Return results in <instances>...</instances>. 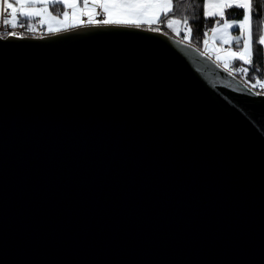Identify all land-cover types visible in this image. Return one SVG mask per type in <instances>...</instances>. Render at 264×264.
I'll list each match as a JSON object with an SVG mask.
<instances>
[{"label": "water", "instance_id": "water-1", "mask_svg": "<svg viewBox=\"0 0 264 264\" xmlns=\"http://www.w3.org/2000/svg\"><path fill=\"white\" fill-rule=\"evenodd\" d=\"M197 48L0 35V264H264V93Z\"/></svg>", "mask_w": 264, "mask_h": 264}, {"label": "snow or ice", "instance_id": "snow-or-ice-1", "mask_svg": "<svg viewBox=\"0 0 264 264\" xmlns=\"http://www.w3.org/2000/svg\"><path fill=\"white\" fill-rule=\"evenodd\" d=\"M29 0H16V4L6 3L4 9L7 12L9 9L12 10V20L17 19V13L24 17L34 16L38 14L37 9L28 8L26 4ZM59 2L65 3L67 7L75 8L77 6L75 0H59ZM204 3V0H201ZM81 7L87 8V0L81 5ZM94 7L97 9H102L104 14L108 17L105 20L98 21V23L104 24H133L138 25L139 23H165L161 20V15L168 16L169 13L173 12V5L171 0H158V2L153 3H141L138 0H125V2H108V0H98ZM205 7L215 8L219 11H208L204 13L209 17H216L213 21L215 27L212 28L213 40H218L222 45L227 44L229 47L225 49V54L232 61H240L241 66L230 68L227 61L224 62L223 67L226 71H229L230 75L243 74L247 77L249 72V67L252 65L253 61L251 59L253 54V6L252 0H207ZM238 8L241 10V16L237 20H233L230 16L226 15V9ZM152 10L151 15H147L149 10ZM91 20V13H87ZM64 17H68V13H64ZM55 18V17H53ZM257 18V36L255 37V42L258 51L264 52V9L257 8L256 11ZM5 24L11 23V20H5ZM183 24L186 27L187 32H191V29L187 27L188 19L185 17L182 21L175 18H168L166 21V26L168 28H173V25ZM16 25L13 24V27ZM230 29H235L237 34L233 35ZM59 29H53L49 26V31H58ZM154 31H160L159 28L153 29ZM175 31V29H173ZM219 35H216V34ZM180 35V32H176ZM10 35L15 36V32H11ZM235 42L236 50L232 49V44ZM190 43V42H189ZM205 46V51L201 52V55H207L208 53V40L203 41ZM197 52L200 51L199 48L196 49ZM214 54L216 59L220 58V49H216ZM247 66V67H246ZM259 72V77L253 82L251 80L247 81V85L251 88L264 89V69L257 68L253 69V75H257ZM257 92V95H260Z\"/></svg>", "mask_w": 264, "mask_h": 264}, {"label": "trees", "instance_id": "trees-1", "mask_svg": "<svg viewBox=\"0 0 264 264\" xmlns=\"http://www.w3.org/2000/svg\"><path fill=\"white\" fill-rule=\"evenodd\" d=\"M173 5V12L169 13L168 16L161 15V20L165 21V23H161L166 25V21L168 18H175L179 20H183L185 17L188 19V25L191 29V36L190 39L187 40L194 46L204 49V40H207V32L212 30L215 27L213 21L216 17H209L204 15L205 12V4L201 3V0H171ZM253 6V54H252V65L249 67L248 74L252 77L253 81H255L259 77V72L257 75H253V69H257L258 67L264 69V52H260L257 49L255 37L257 36V18H256V11L257 8L264 9V0H252ZM49 8L51 12L56 16H62L63 11H66V6L62 2H53L49 4ZM226 15L230 16L233 20H237L241 16V10L238 8H229L226 9ZM24 20H28L23 18ZM166 31L170 32L168 29L165 28ZM172 33V32H170ZM233 33L236 35L237 32L233 29ZM179 36V35H178ZM181 37V36H179ZM182 38V37H181ZM235 45V42H233ZM232 61V60H231ZM241 66L240 61H234ZM247 67V66H246Z\"/></svg>", "mask_w": 264, "mask_h": 264}, {"label": "rangeland", "instance_id": "rangeland-1", "mask_svg": "<svg viewBox=\"0 0 264 264\" xmlns=\"http://www.w3.org/2000/svg\"><path fill=\"white\" fill-rule=\"evenodd\" d=\"M57 1L59 2V0H42V1L41 0H29L28 3H31L34 7H40L41 8L40 4L48 5V4H51L53 2H57ZM2 2H5V4L6 3H13L14 5L16 4V2L14 0H0V4ZM69 2H71V0H69ZM75 2L77 4V6L75 8H73V9L76 12L73 15H68L67 18L64 17V13L60 17V16H56V15H54V14H52L50 12L49 18L46 19L47 30H48L47 32L48 33L56 32V31H49V26H51L53 29H57L58 28L57 26L61 27L62 28L61 30L68 29V28H72V27L79 26V25H82V24L94 23L95 22L94 19L96 17H98L101 13L104 14L102 9H97L96 7H94V4H96L98 2V0H87V4H88L87 8L81 7V5L85 2V0H75ZM108 2H125V0H108ZM138 2H141V3H153V2H158V0H138ZM213 2H215V0H213ZM206 3H207V0H206ZM208 11H219V10L215 9V8L205 7V12H208ZM82 13L85 16H89V15H87V13H91L92 14L91 15V20L93 22H89L90 17L89 18L86 17V18H83V21L86 19L87 22L86 23H81V18H82V15H83ZM151 13H152V10L150 9L148 11V13L146 14L145 18H147V15H151ZM53 17H55V18H53ZM42 22H44L43 17H42ZM96 22H98V21H96ZM157 24L158 25H163L161 23L149 22V23H139L136 26H146L148 28L155 29V28H159V27H155V26H151V25H157ZM128 25H133V24H128ZM173 28L174 29L181 28V24L173 25ZM162 31H166L165 28H163ZM229 31L232 32L233 35H235L233 33V29H230ZM166 32H168V31H166ZM183 32L185 34L184 35L185 38H187L188 35H189V32L186 31V27L183 29ZM168 33H170V32H168ZM170 34H173V33H170ZM216 35H219V34L217 33ZM176 36H178V35H176ZM211 36H212V38H210V43L208 44V53L207 54H209L211 57H213L216 61H218L223 66L225 61L230 62L231 59L226 56L225 51L223 50V45H225V44L222 45L218 40H215L216 41V43H215V41L213 40V33H212ZM211 39H212V41H211ZM216 49H220V54H219L220 58H219V60L216 59V55L214 54ZM202 50L205 51V48L202 49Z\"/></svg>", "mask_w": 264, "mask_h": 264}, {"label": "built area", "instance_id": "built-area-1", "mask_svg": "<svg viewBox=\"0 0 264 264\" xmlns=\"http://www.w3.org/2000/svg\"><path fill=\"white\" fill-rule=\"evenodd\" d=\"M4 9L5 7H2L1 16H0V35L7 36L10 35L11 32H15L16 36H41L43 34L48 33L47 27L44 24V22H42V19L40 17H35L34 19H30V20H24L21 17H17L16 20H12V12L10 10L5 12ZM66 11L70 12L71 8L67 7ZM105 19H107V16L101 13L98 17L94 19L95 20L94 23H98L96 21H102ZM5 20H11V23L5 24L4 23ZM86 22L87 21L85 19L84 23ZM13 24H15L16 26L13 27ZM155 27H159L160 30H163L164 28L163 25H156ZM212 33H213L212 30H209L207 32L208 43H210V38ZM228 47L229 45L227 44L223 45V50L227 49ZM232 49L234 51L236 50V46L234 44H232ZM228 63L230 68H235L240 66L234 61H230ZM235 76L238 77L240 80H242L245 84H247L248 80L253 81L252 77L249 74L247 75V77H245L243 74H237ZM253 89L256 90L257 92L264 93V89L259 88V86Z\"/></svg>", "mask_w": 264, "mask_h": 264}, {"label": "crops", "instance_id": "crops-1", "mask_svg": "<svg viewBox=\"0 0 264 264\" xmlns=\"http://www.w3.org/2000/svg\"><path fill=\"white\" fill-rule=\"evenodd\" d=\"M15 2H16V0H14ZM42 1V0H41ZM39 2V1H38ZM58 2V1H57ZM51 3V2H50ZM64 4V3H63ZM41 5V8L40 7H34L31 3H27L26 4V7H28V8H33V9H37L38 10V14L37 15H34V16H29V17H24V16H21V15H19V13H17V17H21V18H25V19H28V20H30V19H34L35 17H40L41 19H42V17H43V19H44V24L46 25V27H47V23H46V19H48L49 18V14H50V12H51V10H50V8H49V4L48 5H45V4H40ZM65 5V4H64ZM66 6V5H65ZM2 7H6V4H5V2H2L1 4H0V16H1V10H2ZM67 7V6H66ZM11 12H12V10L11 9H9ZM65 12H67V11H63V13H65ZM76 11L73 9V8H71V11L70 12H67L68 13V15H73L74 13H75ZM52 13V12H51ZM63 13H62V15H63ZM53 14V13H52ZM83 14V13H82ZM61 17V16H60ZM86 17H88L89 18V16H85L84 14L82 15V18H81V23H84V21H83V18H86ZM158 25V24H157ZM151 26H156V25H151ZM58 28L57 29H59V30H61L62 28L61 27H59V26H57ZM164 28H166V29H168L170 32H172L174 35H177L176 34V32L177 31H179L180 32V35L179 36H181L183 39H185V40H189L190 39V36H191V32L189 33V35H188V37L187 38H185V34H184V32H183V29L185 28V26L181 23V28H177V29H175V31L173 30L174 28H168L166 25H164ZM211 38H212V36H211ZM211 41H212V39H211ZM215 41V40H214ZM215 43H216V41H215ZM209 44V43H208Z\"/></svg>", "mask_w": 264, "mask_h": 264}]
</instances>
